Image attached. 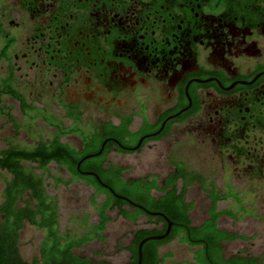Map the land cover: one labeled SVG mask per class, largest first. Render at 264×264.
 <instances>
[{
  "label": "flooded vegetation",
  "instance_id": "obj_1",
  "mask_svg": "<svg viewBox=\"0 0 264 264\" xmlns=\"http://www.w3.org/2000/svg\"><path fill=\"white\" fill-rule=\"evenodd\" d=\"M22 102L43 115L32 126ZM0 106L21 115L19 129L0 116L4 150L50 142L58 131L45 118L69 132L61 141L76 149L81 178L56 165L68 186L95 194L93 178L110 191L114 167L125 183L173 182L179 192L188 183L190 216L197 199L209 202L193 227L210 219L213 190L233 192L249 211L218 222L235 241L249 242L234 221L264 223V0H0ZM145 153L155 161L142 177L118 160ZM240 204L220 201L218 211L236 214ZM153 218L163 222L147 218L148 229L166 233L167 217Z\"/></svg>",
  "mask_w": 264,
  "mask_h": 264
},
{
  "label": "trees",
  "instance_id": "obj_2",
  "mask_svg": "<svg viewBox=\"0 0 264 264\" xmlns=\"http://www.w3.org/2000/svg\"><path fill=\"white\" fill-rule=\"evenodd\" d=\"M19 99L17 95H15ZM23 112L35 121L40 115L35 114L25 102H22ZM0 116H5L8 124L15 129L21 127L10 111L0 106ZM49 126L54 127L58 134L50 142L40 141V144L31 150L11 145L7 150L0 151V170L11 175L3 191V202L0 203V264H112L106 260H94L87 256H78L75 250L84 248L91 242H105L103 236L107 225L112 221L109 212H117V216L137 224L146 215L142 210L137 209L125 201L117 199L111 191L100 187L93 178H86L96 190L92 198L99 222L90 224L84 221L80 224L84 232L76 229L66 233L60 231V208L57 197H52L47 191V180H52L56 187L68 186V183L56 175H52L49 165L54 163L69 170L73 178H81L76 170V163L79 155L73 147L64 144L61 138L66 132L62 125L55 123L51 118H45ZM23 162L33 163L36 168L42 171L35 172V168L27 169ZM117 176L107 178L105 181L112 185V190L123 197L128 198L137 205H140L153 213H162L174 224L172 233L162 241H149L143 246L142 264H163L165 261L160 254L162 247L178 240L181 244H187L197 248L194 254V264H264V257H243L234 255L229 258L224 256V242L235 241L237 235H230L218 228V222L223 216L237 217L245 210L242 200L238 195L229 193L220 195L216 190L210 192L212 206L209 210L210 219L201 226L193 227L190 212L194 206L186 202V194L189 184L179 192L173 182H168L164 188L157 189L155 182L148 185L144 180L125 183L121 180L123 170L111 168ZM114 173V174H115ZM183 175L181 173L177 178ZM48 177V178H47ZM145 183V184H143ZM157 190L164 196L156 199L151 192ZM98 196H104L105 200L98 204ZM233 199L240 204L242 211L235 214L233 209L218 211V203ZM150 223H162L163 219L146 217ZM29 224L39 231L45 232V237L40 244V255L33 261L25 260L20 252L21 231ZM168 228V224L166 225ZM165 234L157 228H140L134 232L133 240L129 246L122 248L130 254V261L127 264H138V246L142 240L151 236ZM240 239H243L242 237ZM167 257L172 258L169 254ZM203 258V259H202Z\"/></svg>",
  "mask_w": 264,
  "mask_h": 264
},
{
  "label": "rangeland",
  "instance_id": "obj_3",
  "mask_svg": "<svg viewBox=\"0 0 264 264\" xmlns=\"http://www.w3.org/2000/svg\"><path fill=\"white\" fill-rule=\"evenodd\" d=\"M36 114V113H35ZM40 113H37L39 115ZM14 116L18 121H21V115L19 112L14 111ZM40 116H43L40 114ZM30 122V124H29ZM21 123V122H20ZM29 120L25 125H33ZM34 127V126H33ZM0 131L2 138L7 136L9 133V126L5 122V118H0ZM34 136V135H33ZM36 138V136H34ZM37 139V138H36ZM29 142L22 140L20 148H26L31 150L34 148L33 145H28ZM7 143L0 139V151L7 148ZM16 146V145H15ZM119 162H129L137 167V172L133 175L135 177H142L146 175L145 168L148 161H155V155L152 153L149 155H136L132 157H120ZM24 167L27 169L35 168L37 174H41L42 171L36 168L33 163L23 162ZM49 169L52 175L59 176L63 180L67 178V175L60 173L56 169V164L52 163L49 165ZM147 170H150L147 168ZM130 176V175H129ZM11 175L6 171L0 170V203L3 202V191L7 182L11 180ZM48 178V177H47ZM47 191L52 197H57L59 200L60 208V231L66 233L69 230H77L78 232H84V228L80 224L84 221H88L90 224H96L99 222L98 214L95 207L92 204V198L95 195L93 190L87 189L80 184H74L70 186L60 185L56 187L52 180H47ZM233 193V192H231ZM195 191H190L189 200L195 195ZM196 199L198 198L195 195ZM105 200L104 196H98L96 203L100 204ZM196 209L191 213V219L195 225L201 224V222L207 217L206 210L209 207V202L203 199L196 200ZM230 202L221 203L220 209H227ZM242 205H244L242 203ZM236 211H242L239 208ZM248 213V210H244L243 213ZM88 215V218L85 216ZM109 216L112 221L107 225L106 231L103 236L105 242L94 241L86 245L80 250H75V254L78 256H87L94 260H106L112 264H127L130 261V254L127 251L121 249L129 246L133 240L134 232L140 228H148L149 224L146 223L147 218L142 217L139 222L134 225L131 222L125 221L121 217L117 216V212H109ZM226 219L220 221V227L225 228L228 225ZM231 224V223H230ZM233 231H238L242 234H247L249 242L242 243L235 241L230 244H225V256L232 257L237 255L240 249H246L247 253H242L243 256L249 255L251 257H264V223L252 222L248 219H242L240 221L233 222ZM45 237L44 231H39L35 227L26 224L25 228L21 231L20 239V252L22 257L27 261H33V259L40 255V244ZM246 241V240H245ZM252 241V242H251ZM197 248H192L187 244H181L178 240L170 243L161 248L160 254L164 258L163 264H194V258L198 257L194 254ZM172 254L173 257H167ZM203 259V258H202ZM241 261V260H240ZM240 261H236L238 264ZM206 264V263H205ZM256 264V263H252Z\"/></svg>",
  "mask_w": 264,
  "mask_h": 264
},
{
  "label": "water",
  "instance_id": "obj_4",
  "mask_svg": "<svg viewBox=\"0 0 264 264\" xmlns=\"http://www.w3.org/2000/svg\"><path fill=\"white\" fill-rule=\"evenodd\" d=\"M85 175H92L91 173H85ZM106 187L107 189H109L111 191V193L119 200H123L127 203H129L130 205L138 208V209H141L143 210L147 215L149 216H163L162 214H159V213H152V212H149L147 211L144 207L140 206V205H137L135 204L134 202H132L131 200H129L128 198L126 197H123V196H120L118 194H116L111 188L107 187V186H104ZM166 221L169 223V227H168V230L165 234L163 235H160V236H151V237H147L145 238L144 240H142L138 246V257H139V261H138V264H142V261H143V246L145 243L149 242V241H162V240H165L169 234H170V230H171V227H172V223L166 218Z\"/></svg>",
  "mask_w": 264,
  "mask_h": 264
},
{
  "label": "crops",
  "instance_id": "obj_5",
  "mask_svg": "<svg viewBox=\"0 0 264 264\" xmlns=\"http://www.w3.org/2000/svg\"><path fill=\"white\" fill-rule=\"evenodd\" d=\"M225 243H226V242H224L223 244H225ZM224 256H225V251H224ZM225 258H229V257H226V256H225Z\"/></svg>",
  "mask_w": 264,
  "mask_h": 264
}]
</instances>
